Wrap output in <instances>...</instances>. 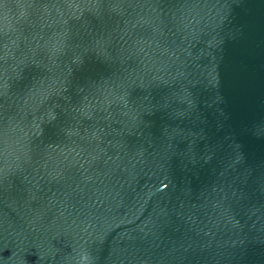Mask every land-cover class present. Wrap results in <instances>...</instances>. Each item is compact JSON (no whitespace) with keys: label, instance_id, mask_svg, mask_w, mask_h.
I'll use <instances>...</instances> for the list:
<instances>
[{"label":"water","instance_id":"95a60500","mask_svg":"<svg viewBox=\"0 0 264 264\" xmlns=\"http://www.w3.org/2000/svg\"><path fill=\"white\" fill-rule=\"evenodd\" d=\"M57 0H0V38Z\"/></svg>","mask_w":264,"mask_h":264},{"label":"clouds","instance_id":"9594fccd","mask_svg":"<svg viewBox=\"0 0 264 264\" xmlns=\"http://www.w3.org/2000/svg\"><path fill=\"white\" fill-rule=\"evenodd\" d=\"M82 259L87 260V257L85 256V257H83Z\"/></svg>","mask_w":264,"mask_h":264}]
</instances>
